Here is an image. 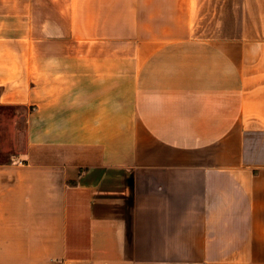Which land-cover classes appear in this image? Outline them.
I'll return each mask as SVG.
<instances>
[{
  "label": "crops",
  "instance_id": "1",
  "mask_svg": "<svg viewBox=\"0 0 264 264\" xmlns=\"http://www.w3.org/2000/svg\"><path fill=\"white\" fill-rule=\"evenodd\" d=\"M0 264H264V0H0Z\"/></svg>",
  "mask_w": 264,
  "mask_h": 264
},
{
  "label": "rangeland",
  "instance_id": "2",
  "mask_svg": "<svg viewBox=\"0 0 264 264\" xmlns=\"http://www.w3.org/2000/svg\"><path fill=\"white\" fill-rule=\"evenodd\" d=\"M28 109L20 106L0 105V160L23 149L26 127L23 116Z\"/></svg>",
  "mask_w": 264,
  "mask_h": 264
}]
</instances>
